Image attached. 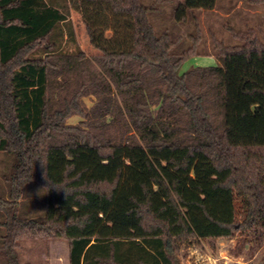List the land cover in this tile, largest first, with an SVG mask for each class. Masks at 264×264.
<instances>
[{
  "label": "trees",
  "instance_id": "trees-1",
  "mask_svg": "<svg viewBox=\"0 0 264 264\" xmlns=\"http://www.w3.org/2000/svg\"><path fill=\"white\" fill-rule=\"evenodd\" d=\"M217 1L182 0L177 20ZM66 2L99 55L65 50L59 5L0 0V153L19 161L0 257L31 238L67 241L70 264H181L190 239L264 227V39L233 31L242 44L182 73L199 53H175L141 0ZM31 183L41 221L18 217Z\"/></svg>",
  "mask_w": 264,
  "mask_h": 264
},
{
  "label": "rangeland",
  "instance_id": "rangeland-1",
  "mask_svg": "<svg viewBox=\"0 0 264 264\" xmlns=\"http://www.w3.org/2000/svg\"><path fill=\"white\" fill-rule=\"evenodd\" d=\"M47 1L59 5L68 14L70 23L67 26H72L74 40L70 39L65 44V50L74 51L79 46L89 56L99 55L92 47L86 25L76 9L66 0ZM141 1L146 7L153 9L149 17L157 33L160 36L169 33L177 43L175 53L180 54L192 48L199 53V56L185 62L182 73L192 68L215 66L216 55L219 53L217 46L220 43L225 46L242 44L234 37L233 31H254L253 36L264 39V2L259 0H218L214 9L194 10L183 21L177 20V9L182 0ZM86 102L88 106H92L93 99L87 98ZM79 121L80 118L75 116L69 123L75 124ZM17 164L16 154L0 153V195L4 196L8 191L11 194L10 182ZM163 165L169 167L168 162ZM130 166L128 163V167ZM47 197L43 186L31 183L19 202L18 217L43 220L48 208ZM241 208V203H238L239 223L244 220V210ZM5 221L7 216L0 209V222ZM6 234V228H0V237ZM10 254V257H0V264H8L7 259L11 257L14 259L13 264H69V243L64 240L27 238L20 240ZM241 255L246 256L252 264H264V227L256 232L238 231L232 237L190 239L181 245L178 253L181 264H226L229 257Z\"/></svg>",
  "mask_w": 264,
  "mask_h": 264
},
{
  "label": "clouds",
  "instance_id": "clouds-1",
  "mask_svg": "<svg viewBox=\"0 0 264 264\" xmlns=\"http://www.w3.org/2000/svg\"><path fill=\"white\" fill-rule=\"evenodd\" d=\"M226 264H252V262L246 256L229 257Z\"/></svg>",
  "mask_w": 264,
  "mask_h": 264
},
{
  "label": "crops",
  "instance_id": "crops-1",
  "mask_svg": "<svg viewBox=\"0 0 264 264\" xmlns=\"http://www.w3.org/2000/svg\"><path fill=\"white\" fill-rule=\"evenodd\" d=\"M1 154H6V153H1ZM18 164H19V161H18ZM17 164V165H18ZM4 189L6 188L5 186L3 187ZM9 189V188H8ZM1 198H5V200H10V191L7 192V194L5 193L4 196L0 195ZM6 222V221H5ZM5 222H0V228H5L4 227V224ZM69 264H70V252H69Z\"/></svg>",
  "mask_w": 264,
  "mask_h": 264
}]
</instances>
